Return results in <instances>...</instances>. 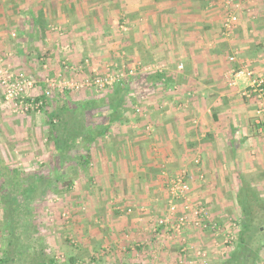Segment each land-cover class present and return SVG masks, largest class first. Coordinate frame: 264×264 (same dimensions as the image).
<instances>
[{"label": "rangeland", "instance_id": "rangeland-1", "mask_svg": "<svg viewBox=\"0 0 264 264\" xmlns=\"http://www.w3.org/2000/svg\"><path fill=\"white\" fill-rule=\"evenodd\" d=\"M226 1L230 0H213L214 4L211 10L206 11L207 14L215 11L216 17L223 23L226 14H238L241 11L239 10L240 0H235L234 5L232 2V8L229 6L224 11L221 5L223 6ZM29 2L44 3L45 6L59 4L54 16L57 12L61 13L60 17L57 16L60 20L55 19L43 24L44 30L40 26L37 28L35 25H29L28 21L26 25L21 23V26H15L10 22L9 25L2 26L4 34L1 37L5 39L0 41V59H2L0 68L8 70L9 73H22L33 79L36 85L31 95L40 94L43 89H46L45 79L55 82L69 80L80 82L83 78L102 76L107 71L123 72L125 78L121 94L122 101L119 103L121 109H124L123 112L126 110L127 118L134 113L137 116L138 114L148 115L150 112L153 114L154 106L147 109L146 105L156 98H165L163 92L157 96L156 93L159 91L152 93L146 86L144 81L146 78L143 77L158 70L163 73L164 70L156 64V61L155 63L152 61L153 64L150 63L147 57L140 61L138 52L135 54L132 50L131 43L135 35L142 36L146 40L149 36L153 37L152 40L165 38L164 25L169 26L172 23L175 12L176 14L185 13L192 18L200 13L203 16L202 12L205 13L202 3L200 4L202 9L189 11V8H183L179 3L181 0H127L125 3L124 0H0L1 5L30 4ZM73 2H76V10L68 7V5L73 6ZM176 4L180 8L173 13L172 9ZM69 11L72 13L71 17H69ZM85 18H89L90 23H87ZM2 25H4L3 22ZM45 28L47 39L44 35ZM148 28L153 30V33L149 32ZM12 34L14 37L11 36ZM25 38H28L29 42H25ZM23 42L26 46L20 45ZM124 43L127 44L123 45ZM146 46H148L147 43ZM137 67L138 69L146 68L147 72L143 73ZM130 70L134 72L128 75ZM111 90L96 92L92 89H83L78 92L69 90L60 92L55 89L51 92L50 101L59 95L70 94L74 101H85L93 96L103 106L107 102L105 94ZM1 92L0 88V164L9 169H17L22 175L46 177L55 169H63L67 174L66 178L61 180L63 184L61 188L57 192L50 193L44 202L37 205L39 207L37 210L38 234H36L35 246L42 250L47 258L52 259L54 264H182L181 260L191 256V251H187L190 247L193 251L198 250L206 254V264H222L227 260L226 256L234 252L237 239L232 244H225L226 232L224 231L217 234L210 230L202 232L183 230L176 234L158 225V221L167 215L169 209L168 179L178 175L184 168H188V171L190 170L188 173H191L190 181L186 179L190 204L197 205L205 199L200 196H203V191L209 190H203L205 187L201 180L193 178L202 172V165H156L158 175L152 171L144 173V168L150 167V165H144L143 176L149 175L148 179L154 177L157 185L150 186L149 183L143 185V195L151 193L155 195L156 200L150 203H139V220L129 216L131 214L125 217L120 211L119 194L113 191L117 186H113L112 191H109V195L107 194V199L112 203L110 207L104 205L105 212L102 213L96 207L98 205L96 198L100 199L98 181L106 178L105 173L110 171V167L109 165H104L105 168H102V165H89L95 163V155L100 154L101 144L98 143L99 146H96L95 150L93 145L90 147L87 164L84 166H81L80 162L56 165L57 162L51 158V142L44 120V112L48 110L23 114L12 106V103H5L1 98ZM95 112L92 110L91 113L86 114V121H92ZM146 130L149 132L148 128ZM84 146L78 151L83 156L86 155ZM75 164L80 167L73 174L71 170L68 171V168ZM164 167L167 169L165 170ZM109 173L111 180L113 176L111 172ZM243 175L247 181H251L250 174ZM148 179L146 178V181ZM262 181L264 182V176ZM68 184L71 186L70 189ZM255 189L259 191V197L264 200V183ZM232 190L235 191V186L231 187ZM173 204L176 205V210L170 222H174L176 217L184 212L182 201L173 202ZM93 209L99 213L94 214ZM218 209L220 211V208ZM223 211L228 212L229 215L223 220L225 229L222 228V230H230L229 226L226 227L227 222L231 219L238 220L239 213L225 209ZM1 219L0 210V226ZM136 221L137 224H135ZM126 225L128 227L139 225V228L138 230L124 229ZM2 232L3 230L0 231V253L6 249L2 242ZM231 232L236 235V231L231 230ZM261 235L263 234L257 235L254 239L252 248L250 247L252 251L256 250V247L258 249L260 244H264V235ZM149 246L153 250L152 256L149 253L151 250ZM182 248L185 253L184 259L182 258L184 253H181ZM256 255L255 263L264 264V246L256 251ZM71 258L75 260V263L69 262Z\"/></svg>", "mask_w": 264, "mask_h": 264}, {"label": "crops", "instance_id": "crops-1", "mask_svg": "<svg viewBox=\"0 0 264 264\" xmlns=\"http://www.w3.org/2000/svg\"><path fill=\"white\" fill-rule=\"evenodd\" d=\"M125 2L127 0H124ZM232 2L234 5L235 0H230L221 7L224 11L229 6L232 8ZM239 2L241 11L238 14L232 13L237 17V23L229 31L223 29V23L216 17L215 11L207 14L206 11L211 10L214 4L213 0H181L179 3L183 8H189V11L202 9V3L205 13L202 12L201 16L198 12L199 15L193 18L185 13L176 14L174 11L180 8L176 4L172 9L175 19L169 26L164 25L165 38L152 40L153 37L149 36L146 40L135 35L131 43L132 50L135 54L138 52L140 61L147 57L150 63L156 61L164 70L163 73L159 70L152 73L163 75L160 79L143 77L146 78V86L152 93L159 91L157 96L163 92L165 98H156L146 105L147 109L154 106L153 114L150 112L148 115L137 116L133 111L134 114L127 118L126 110L123 112L124 109H121L119 123L113 124L107 133L98 139L101 152L94 154L97 157L95 163L89 165L110 167V171L105 173L106 178L98 181L100 199L96 198V207L102 213L105 212L104 205L110 207L112 203L107 199V194L109 195L113 186H117L113 191L119 194L120 211L125 217L131 214L129 216L139 220V203L156 200L155 195L151 193L143 195V185H157L154 177L148 179L149 175L143 176L144 165H150L144 168V173L152 171L157 175L156 165H202L204 171L193 178L201 180L205 187L203 190L209 191H203V196L200 197L205 199L199 204L206 206L210 219L224 229L223 220L229 214L223 210L240 213L237 191L240 179H245L243 174H250L251 181L245 179L243 182L259 197V191L255 188L258 189V186L264 183V134L259 133V127L254 124L256 104L254 100L242 96L244 84L238 83L236 87H230L227 78L228 73L238 65L228 62V57L234 54L237 55L238 62L246 61L254 72H264V63L260 61L261 57H264V0ZM75 3L68 7L76 10ZM58 5L0 4V41L5 39L1 37L4 34L2 26L9 25V22L21 26V23L26 25L28 21L29 25L38 28L41 22L46 24L51 20H60L61 13L57 12L54 16ZM71 14L69 11V17ZM90 14L92 16V13ZM85 19L90 23L89 18ZM150 28L153 29L152 26ZM150 28L147 30L153 33ZM46 33L47 30L44 33L45 39ZM28 40L24 39L25 42ZM22 44L26 46L24 42L20 45ZM125 44L127 43L123 45ZM178 66H181V69H178ZM121 101L122 99L119 100ZM107 117V113H104L102 117L93 115L92 118L96 122L99 121L96 124H103ZM98 142L92 144L94 150L99 146ZM102 170L104 172V169ZM182 171L189 180L190 170L184 168ZM256 171L258 173H255ZM109 172L113 176L111 180ZM206 183L208 184L205 185ZM233 186L235 191H231ZM98 213L94 210V214ZM227 224L226 227L230 225ZM235 225L236 228L232 231L238 232V225ZM134 226L126 225L124 229L138 230L139 225ZM150 248L149 253L152 256L153 250L151 246Z\"/></svg>", "mask_w": 264, "mask_h": 264}, {"label": "trees", "instance_id": "trees-1", "mask_svg": "<svg viewBox=\"0 0 264 264\" xmlns=\"http://www.w3.org/2000/svg\"><path fill=\"white\" fill-rule=\"evenodd\" d=\"M42 25L41 22L39 26L44 30ZM146 77L155 80L163 75L150 73ZM123 84L122 80L105 94L107 102L103 106L93 96L85 101H74L70 94L59 95L52 101L44 99V95L35 99L42 101V110H48H44V120L51 142V158L57 162L56 165H70L75 162L82 163L81 166L87 164L92 144L98 142L113 124L119 123L118 117L122 114L119 100L122 98ZM50 107L53 109L50 110ZM102 109L105 110L100 111ZM92 110L96 111L94 117H102V114L107 113L108 117L103 120V124H96L94 118L86 121V114ZM82 146L86 151L85 156L78 152ZM75 166H70L68 171L76 173L80 165ZM66 176L63 169H55L46 177L22 175L17 169H9L0 164V231L3 230L2 242L6 246L3 253H0V264H54L52 259L47 258L35 246L38 234L37 205L44 202L50 193L57 192L63 185L61 180ZM243 181L242 177L237 191L239 221H228V224L234 222L239 228L236 232V248L226 256L227 260L222 264H256V251L263 246L260 244L254 251L250 249L257 235H264V200H260ZM70 188L69 185L68 189ZM69 262L75 263V260L71 258Z\"/></svg>", "mask_w": 264, "mask_h": 264}, {"label": "built area", "instance_id": "built-area-1", "mask_svg": "<svg viewBox=\"0 0 264 264\" xmlns=\"http://www.w3.org/2000/svg\"><path fill=\"white\" fill-rule=\"evenodd\" d=\"M237 23V17L233 14H228L222 24L225 31L231 30ZM14 37V35H11ZM2 59H0L1 62ZM261 62L264 63V57H261ZM228 62L238 65L235 69L228 73L227 84L230 87H236L238 83L244 84V89L242 96L246 99L254 100L256 104L254 124L259 128V133L264 134V72H254L246 63V61L237 60V55H231L228 57ZM139 67H137L138 69ZM181 69V66H178ZM141 72L146 73L147 69H138ZM134 71H128V75L133 74ZM125 78L123 72H106L102 76H94L90 79L83 78L82 81L76 82L73 80L55 82L44 80L46 84V89H43L40 94L31 95L34 92L35 81L30 77H26L22 73H9L8 70H3L0 68V88L2 89V100L9 104L12 103L16 109L20 110L21 113H40L42 110V101H35L41 95H44V99L50 100L52 91L58 89V91H80L83 89H92L96 92L107 91L111 89L115 84H118ZM168 193L170 196V204L168 213L162 219L158 221L159 226H164L167 231H172L179 234L181 231L198 230L200 232L210 230L216 232L217 234L224 231L218 225L210 219L209 211L206 206L197 204L191 205L189 201V186L185 178V172L181 171L178 175L173 178L168 179ZM182 201V206L184 212L176 217L174 222H170L171 216L175 213L176 205L173 202ZM190 204V205H189ZM169 226V227H168ZM231 226V227H230ZM236 225L230 223V232H226L224 235V243L232 244L236 240V235H234L231 230H234ZM264 246V244H263ZM191 251V256L184 259L183 254L181 260L182 264H206V254L200 251H193L190 247L187 251ZM184 252V248L181 249Z\"/></svg>", "mask_w": 264, "mask_h": 264}]
</instances>
